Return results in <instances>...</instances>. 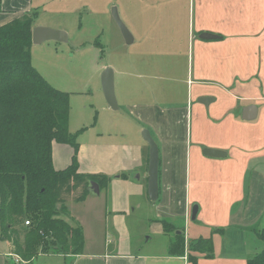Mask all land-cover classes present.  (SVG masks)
Instances as JSON below:
<instances>
[{
	"label": "crops",
	"instance_id": "1",
	"mask_svg": "<svg viewBox=\"0 0 264 264\" xmlns=\"http://www.w3.org/2000/svg\"><path fill=\"white\" fill-rule=\"evenodd\" d=\"M185 2L187 10L182 14L179 13L177 26L160 25L156 31L164 37L167 36L166 42L170 45V50L166 53L168 57L166 75L151 74L149 69L152 65L150 66L144 59L130 61V66L120 63L115 67V87L117 86L119 91L118 109L124 108V112H128L129 116L139 118L143 122L141 127L150 131L158 146L156 200L159 199L160 214L172 219L178 216L184 224H187L191 220L192 206L195 205L191 194L203 191L211 194L213 198L204 203L205 212L201 216V222H198V226L187 230L188 237L184 226L178 227L171 222L166 223L172 226L170 229L173 233L172 239L175 234L183 235L186 247L184 254L171 255L168 247L162 253L132 251L131 245L125 243H117L115 247L108 249L106 244L102 247L88 242L82 230L84 242L80 253L64 254L48 251L40 252V257L59 256L62 258V264H193L187 258V241L209 235H212L213 239L214 257L210 259L199 257L196 264H246V258L253 255L247 254L242 245L235 255H229V252L222 253L218 249L216 240L217 236L221 237L233 232L234 235L241 237L242 242L248 230L254 233L255 229L262 226L261 223L259 228L247 227L245 222L248 220L247 215L250 214L249 186L245 179L247 168L243 169L248 145H244L243 141L239 144L231 140L226 141L224 136V133H229L228 126H232L233 122L239 119L246 121L241 118V111L251 102L236 104L237 96L232 92L234 85L228 83L229 73L223 72L224 68L221 66L239 63L243 65V73L247 74L252 65L264 64V54L261 53V49H264V0H191L190 7L189 1ZM36 5L37 0H0V26L32 12ZM116 8L118 10V7ZM169 12L172 17V12ZM182 15L185 25L181 28ZM149 30L150 33L153 32L150 28ZM205 32L219 37L203 39L200 36ZM135 40L133 34L132 42ZM193 44L199 59V67L195 75L193 71L189 73L188 68L194 55L191 49ZM178 46L183 48L182 53L175 51ZM228 50L232 51L229 53ZM178 55L183 56L180 61L187 66L186 74L182 76L176 74L175 62H178L176 58H181ZM236 59L240 61H235ZM31 60L33 62L32 57ZM101 69H104V65ZM145 70L147 72L143 73L142 71ZM212 91H216L218 96L213 95ZM220 132H223L222 138L218 135ZM206 148L220 150L224 154L219 157L207 156L203 152ZM70 152L73 153L70 145L54 142L53 167L63 169L69 165L72 156ZM79 152L78 148V172L101 173L108 178L101 169V172L92 171L91 168L81 170ZM125 154L126 152L115 151L106 159L110 165L118 164L114 171L110 172L114 177L108 178L105 185L90 181L89 194L83 200L86 201L93 194L91 182L98 185V194L102 191L105 194L111 192L109 210L105 214L111 216L112 213L115 216L113 220L117 215L126 213L131 207L132 192L135 187L127 173L123 172L125 170L123 166L130 163L131 169L137 168L134 162H139L141 157L137 154V158L134 159L131 158L132 155L129 158ZM144 162L147 163L148 194L149 146ZM196 166L202 168L196 169ZM109 187L112 190L109 191ZM67 204L61 206L66 207ZM197 206L198 211L193 222L197 221L198 213L203 207ZM233 213L234 220H232ZM239 220L241 225H231ZM206 225L210 226L207 231ZM216 229L222 231H214ZM0 240L8 249L5 252L0 248V264H17L14 261L15 254L12 252L11 243L1 237ZM258 249H261L260 243L255 253ZM58 262L55 264H61L60 261Z\"/></svg>",
	"mask_w": 264,
	"mask_h": 264
},
{
	"label": "rangeland",
	"instance_id": "2",
	"mask_svg": "<svg viewBox=\"0 0 264 264\" xmlns=\"http://www.w3.org/2000/svg\"><path fill=\"white\" fill-rule=\"evenodd\" d=\"M185 1L37 0V5L32 10L37 13L34 26L63 30L68 35L66 42L45 41L31 45L30 56L33 59L34 68L53 87L69 93L68 129L70 133L76 134V142L80 149L81 170H90L87 168L97 172L103 170L111 179L114 175L110 172H113L118 164L110 165L106 159L115 151L126 152L125 155L128 157L132 155L131 158L134 159L137 158V154L141 156L139 162H134L137 168L131 169L130 163L123 166L125 169L123 172L127 173L135 187L132 192L131 207L126 213L117 215L115 220L112 213L111 216L105 214L109 210L111 192L105 194L102 191L103 194L102 192L97 195L92 194L83 202H75L73 197L76 194H74L62 203H68L66 207L59 204L58 210L61 217L74 226H80L87 241L93 245L104 247L106 244L110 249L117 243H125L131 245L132 251L162 253L173 238V233L165 227V224L171 222L178 227L184 226L188 237L189 228L196 227L198 222H201V216L205 212L204 203L208 199L213 200L211 194L207 192L206 194L203 191H197L191 194L194 199L193 204L203 206L195 222L190 220L184 224L178 216L172 219L160 214L159 199L151 200L147 194V163L144 160L148 155V144L141 134L144 129L141 127L143 122L133 115L129 116L128 112H124V108L111 109L104 98L100 82V74L103 70L101 66L112 67L114 90L118 102L119 91L117 86L115 87V67H118L120 63L130 66V61L144 59L152 65L149 69L151 74L166 75L168 73L166 53L170 50V45L166 42L167 36L164 37L156 31L160 25L177 26L179 13L182 14L187 10ZM188 1L190 7L191 0ZM112 6L118 7L121 20L131 35L134 34L136 37L132 44H125L111 15ZM169 11L172 12V17ZM181 17L182 28L185 20L183 15ZM149 28L153 32L150 33ZM191 49L194 55H192V62L190 61L192 64L190 63L188 68L189 73L193 71L195 75L199 67L195 44ZM175 51L182 53L184 50L178 46ZM231 51L228 50L229 53ZM261 53L264 54V49H261ZM178 56L181 58H176L178 60L175 62L176 74L182 76L187 66L180 61L183 56ZM221 68H224L223 72L226 74L229 73L228 83L234 85L232 92L237 96L236 104L251 102L250 104H255L258 108L256 119L247 122L241 119L236 120L232 126H228L229 133H224V136L226 141L231 140L235 144L243 141L244 145H248L243 169L247 168L245 179L249 186L250 214L247 215L248 220L245 222L247 227L259 228L264 216V64L252 65L247 74L243 73V65L239 63H231ZM142 72L146 73L147 70ZM138 73L141 74L139 71ZM212 94L218 96L216 91H212ZM180 100L183 99L180 98ZM218 135L222 138L223 132ZM102 159L105 160L100 161ZM197 167L202 168V166H196V169ZM88 173L92 176H104L101 173L92 172L85 174ZM106 181L102 184L105 185ZM108 190L112 189L109 187ZM233 215L232 220L235 219V214ZM27 224L25 222V225ZM234 224L241 225L240 220L231 225ZM208 227L210 226L206 225V231ZM229 235L216 238L218 249L222 253L229 252V255H235L242 245L247 254H254L258 244L262 246L252 231L248 230L245 233L242 242L241 237L234 235L233 232ZM0 248L5 252L8 251L1 240ZM48 251L51 250L48 248ZM71 252L68 250L66 254ZM40 256L39 253L35 256L36 258L34 257L35 259L31 260V263L23 264H55L58 261L62 264V258L59 256Z\"/></svg>",
	"mask_w": 264,
	"mask_h": 264
},
{
	"label": "trees",
	"instance_id": "3",
	"mask_svg": "<svg viewBox=\"0 0 264 264\" xmlns=\"http://www.w3.org/2000/svg\"><path fill=\"white\" fill-rule=\"evenodd\" d=\"M36 15L32 11L0 26V237L11 242L12 252L22 262L48 248L80 253L81 227L62 218L57 205L74 194L75 202L83 201L90 181L101 185L107 180L77 170L79 145L68 129L69 93L53 87L31 61ZM54 142L72 147L71 162L63 169L53 167ZM254 234L262 246L246 258V264H264V216ZM186 244L193 264L199 257H214L212 235L191 238ZM185 248L183 235L175 234L170 254L183 255Z\"/></svg>",
	"mask_w": 264,
	"mask_h": 264
},
{
	"label": "water",
	"instance_id": "4",
	"mask_svg": "<svg viewBox=\"0 0 264 264\" xmlns=\"http://www.w3.org/2000/svg\"><path fill=\"white\" fill-rule=\"evenodd\" d=\"M111 15L114 22L117 24L120 33L126 44H131L133 41V36L131 35L129 29L121 20L118 10L115 6L111 8ZM203 39L219 37L211 33H202L200 36ZM68 40V35L63 30L52 29L43 26H34L32 28L31 41L32 44H41L45 41H57L66 42ZM100 82L103 91L104 98L113 110L118 109V102L114 90V70L110 66L104 67L100 74ZM258 108L255 104H248L242 108L241 118L246 121L253 120L257 117ZM142 137L147 142L149 146V163H148V196L151 200H156L158 198V165H159V154L158 146L154 139L152 138L150 131L148 129L142 130ZM204 154L212 157H219L224 154V152L216 149L206 148ZM93 194H98V185L91 182ZM198 211V206L195 204L191 209V220L196 218Z\"/></svg>",
	"mask_w": 264,
	"mask_h": 264
},
{
	"label": "built area",
	"instance_id": "5",
	"mask_svg": "<svg viewBox=\"0 0 264 264\" xmlns=\"http://www.w3.org/2000/svg\"><path fill=\"white\" fill-rule=\"evenodd\" d=\"M26 223H28V221H26ZM14 261L17 263V264H22L23 262L20 261L19 257L15 256L14 257Z\"/></svg>",
	"mask_w": 264,
	"mask_h": 264
}]
</instances>
